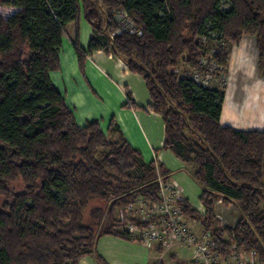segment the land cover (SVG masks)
Here are the masks:
<instances>
[{
  "label": "trees",
  "instance_id": "1",
  "mask_svg": "<svg viewBox=\"0 0 264 264\" xmlns=\"http://www.w3.org/2000/svg\"><path fill=\"white\" fill-rule=\"evenodd\" d=\"M0 7L11 9L0 11V195L13 198L0 210V264H80L102 235L131 237L118 229L116 208L140 198L159 202L158 170L169 180V170L146 161L123 134L119 144L99 120L78 124L50 76L61 69L64 38L82 72L87 56L102 49L144 77L149 108L165 122L163 148L202 187L205 212L183 198V214L212 233L218 252L256 250L264 261V130L222 125L224 91L188 74L190 68L205 71L202 50L213 44L221 75L227 47L246 35L257 38L264 61V0H0ZM119 10L133 20L134 32L115 19ZM82 18L94 30L87 49ZM181 61L188 69L181 71ZM127 97L135 105L130 92ZM19 177L26 190L13 194L8 183ZM93 200L101 203L85 222ZM218 200L237 205L242 217L235 226L218 219Z\"/></svg>",
  "mask_w": 264,
  "mask_h": 264
},
{
  "label": "crops",
  "instance_id": "2",
  "mask_svg": "<svg viewBox=\"0 0 264 264\" xmlns=\"http://www.w3.org/2000/svg\"><path fill=\"white\" fill-rule=\"evenodd\" d=\"M93 35L91 25L82 18L83 48L89 47ZM60 60L61 69L51 72L50 76L55 86L64 94L69 106L74 109L78 124L83 127L89 121L99 120L101 129L107 136L123 134L126 140L142 152L146 161L155 160L156 163L163 164L169 170V180L179 185L182 197L187 198L195 209L204 213L205 208L200 201L202 187L192 176L191 169L172 155V152L163 148L165 122L161 114L149 108L151 98L144 77L130 71L122 58L102 49L87 56L85 70L82 72L76 50L68 38H64ZM127 92L131 93L135 105L128 103ZM226 100L225 93V102ZM249 100L252 99L246 101L243 110L246 109L248 114L251 112L256 116L255 124L261 120L264 109H255L254 106H258L259 103L256 102L259 101L256 100L251 106ZM225 102L221 123L234 127L230 119L234 114L241 118V110L236 108L230 116L232 118H229L226 115ZM113 119L120 129L118 132H110ZM242 122L243 125L248 123L244 120ZM234 128L264 130L238 126ZM191 229L194 230L192 227ZM203 230L202 227L201 231ZM98 254L106 264H156L163 258V253L155 245H147L132 237L125 239L116 235H102L97 240L95 252L83 256L80 264H103L98 259Z\"/></svg>",
  "mask_w": 264,
  "mask_h": 264
},
{
  "label": "rangeland",
  "instance_id": "3",
  "mask_svg": "<svg viewBox=\"0 0 264 264\" xmlns=\"http://www.w3.org/2000/svg\"><path fill=\"white\" fill-rule=\"evenodd\" d=\"M0 11L7 14L11 9H5L0 7ZM109 33H113V30L107 29ZM189 36V34H188ZM228 52V65L221 75H215L214 78L209 82L208 87L219 89L224 91L227 95V100L225 102L227 113L229 118L234 114L236 108L241 110V118L235 116L231 121H233L234 127H244V128H264V113L261 114L260 121L255 124L256 116L245 108L246 101L249 100L250 105L253 106L254 102L258 100L259 105H255V109H264V61L260 58L259 49L257 46V38L253 35H246L243 37L239 44L229 45L227 47ZM181 71L188 69L184 62H180ZM246 112V114L243 113ZM248 114V115H247ZM246 121L243 125L242 121ZM110 136V135H109ZM108 137L111 142H116L121 144L123 140L120 135L114 137ZM108 151L109 149H105ZM170 151V150H169ZM171 152V151H170ZM174 155V153H171ZM175 156V155H174ZM195 171V168H193ZM10 191L15 193H22L26 190V184L23 179L19 177L14 181L8 183ZM13 198H8L5 195H0V210L5 209V204L7 202H12ZM101 203L98 200H93L88 209L85 211V222H88L90 211L96 205ZM145 204L141 206V204ZM151 202L140 198L133 206L120 205L116 208L115 219L120 222L118 229H125L128 223H136L139 225L142 219L150 218L148 216L149 207ZM216 212L217 215L222 217L221 220L223 226H235L239 219L242 217L236 204H226L224 202L216 201ZM218 217V216H217ZM125 220H124V219ZM187 224L191 226L195 233L196 231H201L202 226L197 221L189 220ZM202 232V231H201ZM200 233V232H199ZM155 247L163 253V258L159 263L156 264H191L192 253L186 246L176 247L172 250L165 251L160 244L155 243ZM178 249L177 253L176 250ZM175 251V252H174ZM182 251V252H181Z\"/></svg>",
  "mask_w": 264,
  "mask_h": 264
},
{
  "label": "built area",
  "instance_id": "4",
  "mask_svg": "<svg viewBox=\"0 0 264 264\" xmlns=\"http://www.w3.org/2000/svg\"><path fill=\"white\" fill-rule=\"evenodd\" d=\"M114 17L120 22L122 28H129L131 32H134V22L126 11L115 12ZM212 35L215 37V34ZM110 37L113 38L114 33H110ZM202 40L207 42V36H203ZM211 45L212 48L202 50L200 58V64L205 68V71L201 72L191 68L188 71L192 79L204 87H208L219 68L215 56L217 47ZM158 182L161 200L150 204V213L148 214L150 218L142 219L141 222L144 223L142 226L136 223H128L123 229L132 238L141 240L147 245L160 244L165 251L186 246L192 253L191 264H264L256 250L233 251L229 255L218 252L210 231L203 230L200 233H195L187 224V218L180 206L183 197L179 185L171 180L165 181L159 170ZM144 205L141 204V206ZM217 216L222 219L220 215ZM232 244L234 247L237 246L235 241H232Z\"/></svg>",
  "mask_w": 264,
  "mask_h": 264
}]
</instances>
